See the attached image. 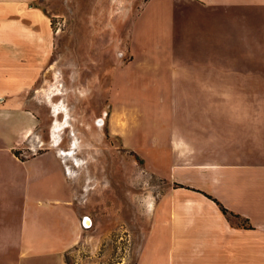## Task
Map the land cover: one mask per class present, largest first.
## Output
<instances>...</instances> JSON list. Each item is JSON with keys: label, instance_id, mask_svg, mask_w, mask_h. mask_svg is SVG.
Returning <instances> with one entry per match:
<instances>
[{"label": "crops", "instance_id": "obj_1", "mask_svg": "<svg viewBox=\"0 0 264 264\" xmlns=\"http://www.w3.org/2000/svg\"><path fill=\"white\" fill-rule=\"evenodd\" d=\"M35 1L0 0V264H66L88 234L60 154H17L40 123L25 66L39 77L52 36ZM110 94L124 147L170 184L136 264H264V0H147Z\"/></svg>", "mask_w": 264, "mask_h": 264}, {"label": "rangeland", "instance_id": "obj_2", "mask_svg": "<svg viewBox=\"0 0 264 264\" xmlns=\"http://www.w3.org/2000/svg\"><path fill=\"white\" fill-rule=\"evenodd\" d=\"M146 1H35L50 18L52 36L39 77L32 57L25 66L24 81L35 77L23 92L25 106L40 123L34 150L18 154L53 149L65 164L88 233L67 252L66 264H136L153 204L170 186L124 147L111 120L112 73L129 58L131 30ZM9 57V69L25 65Z\"/></svg>", "mask_w": 264, "mask_h": 264}, {"label": "trees", "instance_id": "obj_3", "mask_svg": "<svg viewBox=\"0 0 264 264\" xmlns=\"http://www.w3.org/2000/svg\"><path fill=\"white\" fill-rule=\"evenodd\" d=\"M18 154V153H17ZM19 155V154H18ZM222 211L224 212V214L228 217V218H233V217H238L239 215H237V214H235V213H233V212H231V211H229L228 209H226V208H224V207H222ZM245 222H246V220H245Z\"/></svg>", "mask_w": 264, "mask_h": 264}, {"label": "bare ground", "instance_id": "obj_4", "mask_svg": "<svg viewBox=\"0 0 264 264\" xmlns=\"http://www.w3.org/2000/svg\"><path fill=\"white\" fill-rule=\"evenodd\" d=\"M76 143H77V142H76ZM71 153H72V152H71ZM66 154H67V153H66ZM86 221H87V223H90V220L87 219Z\"/></svg>", "mask_w": 264, "mask_h": 264}, {"label": "water", "instance_id": "obj_5", "mask_svg": "<svg viewBox=\"0 0 264 264\" xmlns=\"http://www.w3.org/2000/svg\"><path fill=\"white\" fill-rule=\"evenodd\" d=\"M87 219V218H86ZM86 219H85V221H86Z\"/></svg>", "mask_w": 264, "mask_h": 264}]
</instances>
